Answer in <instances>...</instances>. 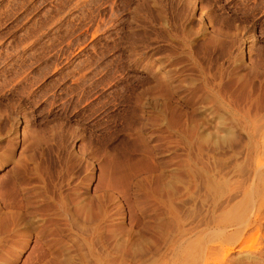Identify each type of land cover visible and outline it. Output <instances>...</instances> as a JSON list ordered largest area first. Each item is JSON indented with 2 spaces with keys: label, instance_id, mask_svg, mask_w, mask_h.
Returning <instances> with one entry per match:
<instances>
[{
  "label": "rangeland",
  "instance_id": "rangeland-1",
  "mask_svg": "<svg viewBox=\"0 0 264 264\" xmlns=\"http://www.w3.org/2000/svg\"><path fill=\"white\" fill-rule=\"evenodd\" d=\"M0 264H264V0H0Z\"/></svg>",
  "mask_w": 264,
  "mask_h": 264
}]
</instances>
